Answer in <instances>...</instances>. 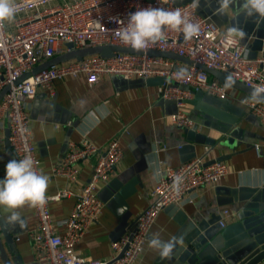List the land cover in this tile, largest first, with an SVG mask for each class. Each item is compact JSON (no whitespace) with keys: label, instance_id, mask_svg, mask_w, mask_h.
<instances>
[{"label":"crops","instance_id":"0c3cea01","mask_svg":"<svg viewBox=\"0 0 264 264\" xmlns=\"http://www.w3.org/2000/svg\"><path fill=\"white\" fill-rule=\"evenodd\" d=\"M217 6L216 0H200V13L222 28H241L246 33L241 42L247 55H264V22L257 23V17L244 14L234 17V11L227 16L216 15ZM160 83L158 77L119 75H103L91 83L81 73L57 79L53 94L39 88L33 98L26 100L40 169L51 178L47 194L70 190L68 196L51 201L52 216L59 220L69 215L96 161L91 158L80 162L79 175L73 182L56 175L53 167L63 157L68 141L86 136L105 146L120 137L124 154L116 172L107 182L98 184L103 211L76 246L83 258L109 261L116 254L113 241L127 233L153 201L160 169L178 166L207 150L206 159L225 162L228 174L192 190L180 204L163 208L135 264H240L249 254L248 247H252L251 252L264 248V123L241 104V98L249 96L241 89H228L225 99L196 91L186 102L185 111L197 122L198 132L216 141L192 142L186 128L172 122L171 114L177 105L160 96ZM7 129L8 119L3 117L0 179L4 178L5 165L10 160L5 144ZM224 209L229 213L224 215ZM19 211L25 221L23 228L5 224L9 213L0 208V220L7 234L11 233L12 241L6 240L0 225L2 249L13 264H49L36 258L28 234L37 224L34 208L25 206ZM220 220H224V226L219 224ZM156 233L162 241L182 237L170 258H162L158 250L149 246ZM0 264H4L1 253Z\"/></svg>","mask_w":264,"mask_h":264},{"label":"built area","instance_id":"2783aa9c","mask_svg":"<svg viewBox=\"0 0 264 264\" xmlns=\"http://www.w3.org/2000/svg\"><path fill=\"white\" fill-rule=\"evenodd\" d=\"M16 3L19 9L14 21L5 22L0 28V90L10 86L0 100V119H8L13 159L31 155L38 170H41L40 158L31 138L25 102L33 98L39 88L53 94L57 79L81 73L86 74L91 83L103 75L158 77L161 79L160 96L177 105L171 114L172 122L193 129H197L198 124L185 111V105L196 91L202 90L222 99L229 96L224 82L213 78L200 65L231 73L252 87L264 85V55L252 58L245 52L241 41L227 43L221 35L227 28L202 15L199 7L192 6V0H16ZM148 6L169 10L179 8L192 22L199 24V34L186 41L181 32L167 30L162 40L150 43L142 53L115 52L110 57L92 54L82 60L52 64L17 82L34 66L72 49L104 44L128 47L119 39L118 31L124 25L118 21L126 23L130 13ZM151 50L174 52L191 62L184 64L177 59L153 55L149 53ZM179 68L187 69L188 74L176 78ZM244 105L264 123V103ZM207 153L206 150L204 155L195 156L178 166L160 169L153 187V201L137 216L130 230L113 241L116 254L107 261L83 258L77 253L76 246L103 211L104 202L99 196L98 184L107 182L116 172L124 154L122 142L120 137H115L100 146L86 136L78 141H68L63 157L53 167L56 175L73 182L79 175L80 162L91 158L96 161L90 179L77 194V201L67 217L55 220L50 204L68 196V188L54 195L47 194L48 202L43 207L34 208L37 224L28 234L36 258L49 264H135L144 249L149 230L163 208L180 204L192 190L228 174V165L218 159L207 160ZM177 177H180L178 187L174 186ZM228 213V209L223 210L224 215ZM219 224L224 226V220ZM257 264H264V258Z\"/></svg>","mask_w":264,"mask_h":264},{"label":"clouds","instance_id":"9594fccd","mask_svg":"<svg viewBox=\"0 0 264 264\" xmlns=\"http://www.w3.org/2000/svg\"><path fill=\"white\" fill-rule=\"evenodd\" d=\"M216 15H228L234 11V17L244 14L247 17H257V23L264 22V0H216ZM200 0H192V6L198 8ZM19 5L16 0H0V28L5 22L14 21ZM124 25L118 31L121 42L135 52H143L148 45L155 44L164 38L167 30L181 32L186 41L199 34L200 26L184 15L179 8L169 10L163 7L148 6L130 13L127 22L118 21ZM227 43L233 44L245 38L246 33L237 26H228L226 32L221 34ZM187 69L179 68L176 78L187 75ZM236 84L233 75L229 73L225 77L224 88L231 89ZM264 103V85L252 88L248 97L241 104ZM180 177L174 181L178 187ZM51 178L38 170L31 155H25L22 159H10L5 165V176L0 179V208L9 213L5 224L13 227L25 226L19 209L27 206L32 208L43 207L49 197L47 191ZM122 211V210H118ZM182 242V237H175L168 241H162L159 234H153L149 246L159 251L162 258H170L173 249Z\"/></svg>","mask_w":264,"mask_h":264},{"label":"water","instance_id":"95a60500","mask_svg":"<svg viewBox=\"0 0 264 264\" xmlns=\"http://www.w3.org/2000/svg\"><path fill=\"white\" fill-rule=\"evenodd\" d=\"M151 1H153V0H151ZM68 45L71 46V44H68ZM115 52H135V51H133L130 47L118 46V45H113V44H104V45H97V46H93V47H84V48L72 49L70 51H67L63 54H59L57 56H54V57L36 65V66H34L31 70H29L28 72L23 74L18 79L17 82L21 81L22 79L28 77L31 74L39 73L42 70L46 69L47 67H49L50 65L55 64V63L65 62V61L72 60V59L82 60L85 56L92 55V54H100L104 57H110V56L114 55ZM135 53H142V52H135ZM149 53L153 54V55H158V56L170 57L173 59L184 61L186 63L191 62L190 59H188L184 56H181L179 54H176L174 52L151 50ZM200 67L205 69L210 74L214 75L215 77H217L219 80H221L223 82L225 81L226 75H228V73H226L224 71L217 70V69H214L211 67H207L205 65H200ZM234 79L236 80V84L234 85V87L241 89V90L245 91L246 93L250 94V92L253 88L252 86H249V85L245 84L244 82H242L236 78H234ZM9 87H10L9 85H6L3 89L0 90V100L3 97V95L8 91ZM186 134H187V138L192 142L214 144V142L216 141L214 138H210L206 134L200 133L197 131V129H193V128H186ZM9 135H10V130L7 129L5 144L7 147L8 156L10 157V159H13V156H12L13 152H12L11 144H10V141L8 138ZM0 225L3 228V233L6 234V240L8 242L12 243L11 239L9 238V237H11V233L7 234V230H6L4 222L2 220H0ZM2 246H3V242H2L1 236H0V253H1L2 260H3L4 264H13L12 260H10V258H8V254H7V252H5L6 251L5 248L2 249ZM251 248L252 247L247 248V251H249V254H248V256H246V258H244L241 261L240 264H257L258 262H260L264 258V248H257L253 252H251V250H250ZM123 251L120 252L118 257H120L123 254Z\"/></svg>","mask_w":264,"mask_h":264}]
</instances>
